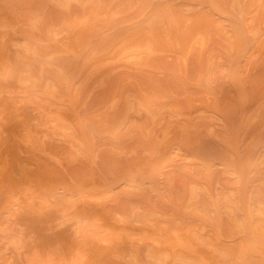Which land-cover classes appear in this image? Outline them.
Returning a JSON list of instances; mask_svg holds the SVG:
<instances>
[{"label": "bare ground", "instance_id": "bare-ground-1", "mask_svg": "<svg viewBox=\"0 0 264 264\" xmlns=\"http://www.w3.org/2000/svg\"><path fill=\"white\" fill-rule=\"evenodd\" d=\"M0 264H264V0H0Z\"/></svg>", "mask_w": 264, "mask_h": 264}]
</instances>
